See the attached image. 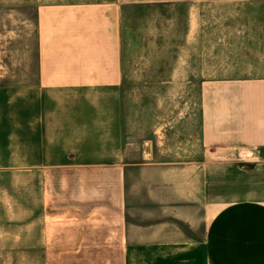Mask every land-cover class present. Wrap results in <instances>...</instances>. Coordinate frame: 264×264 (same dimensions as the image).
<instances>
[{"label":"crops","instance_id":"0c3cea01","mask_svg":"<svg viewBox=\"0 0 264 264\" xmlns=\"http://www.w3.org/2000/svg\"><path fill=\"white\" fill-rule=\"evenodd\" d=\"M127 1L35 6L36 70L0 84V173L47 186L43 207L57 209L60 254L264 264V10L255 12L254 51L200 83L197 141L186 133L175 148L155 139L131 155L121 97Z\"/></svg>","mask_w":264,"mask_h":264},{"label":"rangeland","instance_id":"374dc122","mask_svg":"<svg viewBox=\"0 0 264 264\" xmlns=\"http://www.w3.org/2000/svg\"><path fill=\"white\" fill-rule=\"evenodd\" d=\"M59 1L0 2V10H16L0 14V84L17 83L19 72L36 70L35 6ZM263 10L264 3L252 0L123 4L121 97L124 139L131 155L134 149L149 148L155 139L175 148L186 133L189 142L197 141L200 83L225 75L254 51L253 27L260 20L255 12ZM46 187L39 177L1 171L0 264H109L107 251L58 253L54 246L60 224L57 209L43 207L49 195ZM47 211L55 215L50 223Z\"/></svg>","mask_w":264,"mask_h":264}]
</instances>
